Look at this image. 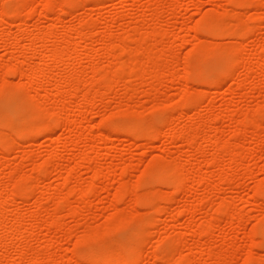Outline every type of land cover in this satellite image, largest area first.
Returning <instances> with one entry per match:
<instances>
[{"label": "rangeland", "instance_id": "374dc122", "mask_svg": "<svg viewBox=\"0 0 264 264\" xmlns=\"http://www.w3.org/2000/svg\"><path fill=\"white\" fill-rule=\"evenodd\" d=\"M234 1L0 0V264H264V0Z\"/></svg>", "mask_w": 264, "mask_h": 264}, {"label": "bare ground", "instance_id": "6f19581e", "mask_svg": "<svg viewBox=\"0 0 264 264\" xmlns=\"http://www.w3.org/2000/svg\"><path fill=\"white\" fill-rule=\"evenodd\" d=\"M57 1H58V0H57ZM68 1H69V3L72 1V2H71V4H72L74 0H68ZM231 1H234V0H231ZM238 1H239V0H236V3H237ZM51 2H53V1H51ZM51 2H50L49 4H52ZM60 2H61V1H60ZM60 2H59V3H60ZM78 2H79V0H78ZM234 2H235V1H234ZM6 3H7V2H6ZM31 3H32V2H31ZM31 3H30V4H31ZM56 3H57V2H56ZM13 4H14V3H13ZM19 4H20V3H19ZM49 4H48V5H49ZM53 4H54V3H53ZM61 4H62V3H61ZM46 5H47V4H46ZM10 6H11V5H10ZM10 6L7 5V11H8V12H9V10L12 11L11 9H12L13 7L11 8ZM15 6H16V4L14 5V7H15ZM50 6H52V5H50ZM17 7H18V6H17ZM53 7H55V6L53 5ZM14 9H15V8H14ZM16 9H17V8H16ZM18 11H19V10H18ZM12 13H13V12H12ZM225 13H227V12H225ZM219 14H220V13H219ZM17 15H18V14H17ZM221 15H222V14H221ZM228 16H229V14H228ZM18 17H19V16H18ZM20 17H21V16H20ZM20 17H19V18H20ZM208 17H209V15H208ZM219 17H221V16L219 15ZM20 19H21V21H22V18H20ZM23 20H24V19H23ZM221 20H222V19H221ZM227 20H228V18H227ZM21 21H19V23H21ZM214 22H215V21H214ZM221 23H225V22H221ZM210 24H211V23H210ZM210 24H209V25H210ZM213 24H214V23H213ZM228 24H229V23H228ZM19 25H20V24H19ZM245 25H246V24H245ZM227 26H229V25H227ZM211 27H212V26H211ZM219 27H220V26H219ZM219 27H218V29H219ZM229 28H230V30L233 29V28H231V26H230ZM229 28H225V31H226V29H227L226 32H229V31H228ZM252 28H253V27H252ZM252 28H251V29H252ZM23 29H24V28H23ZM82 29H83V28H82ZM214 29H215V28H214ZM214 29H213V31H214ZM238 29H239V30H238ZM36 30H37V29L35 28L34 31H36ZM80 30H81V28H80ZM155 30H156V29H155ZM211 30H212V28H211ZM234 30H235V28H234ZM244 30H246V29H244ZM22 31H23V30H22ZM24 31L27 32L28 30H25V29H24ZM34 31L32 30V32H34ZM37 31L40 32V30H37ZM37 31H36V32H37ZM52 31H53V30H52ZM151 31H152V30H151ZM206 31H207V30H206ZM216 31H217V30H216ZM225 31H224V33H225ZM238 31H240V28H237L234 32H232V31H231V32L233 33V35H238V36L243 35V32L241 33V32H238ZM5 32H6V31H5ZM19 32H21V31H19ZM29 32H31V31L29 30ZM36 32H35V33H36ZM39 32H38V33H39ZM41 32H42V31H41ZM50 32H51V31H50ZM84 32H85V30H84ZM23 33H25V32H23ZM48 33H49V32H48ZM145 33L148 34V32H145ZM152 33H153V32H152ZM152 33H151V34H152ZM155 33L157 34V32H155ZM208 33H209V31H208ZM214 33H215V31H214ZM4 34H5V33L2 32V34H0V35H3V36H4ZM9 34H12V33H9V32H8V35H7V33H6V34H5V37H6V35H7V37H8V36L10 37ZM39 34H40V33H39ZM42 34H44V33L42 32ZM51 34H53V32H52ZM85 34H86V33H85ZM221 34H223V32H222ZM29 35H30V34H29ZM33 35H34V33H33ZM80 35H81L80 37H83V36H82V35H83L82 33H81ZM145 35H146V34H145ZM149 35H150V34H149ZM153 35L155 36V34H153ZM153 35H152V36H153ZM35 36H36L37 38L40 37V36H38V34H35ZM35 36H34V37H35ZM66 36H67V35H66ZM152 36H151V37H152ZM44 37H45V36H44ZM148 37H149V36H148ZM148 37H147V38H148ZM32 39H33V38H32ZM38 39H40V38H38ZM33 40H35V39H33ZM121 40H122V39H121ZM121 40L119 41V43H117L118 45H120ZM31 41H32V40H31ZM31 41H30V42H31ZM36 41H37V40H36ZM36 41H34V42H32V43H29V45H30V50H31V49H32V50H35V49H36V48H35V42H36ZM37 42H38V41H37ZM122 43H123V42H121V44H122ZM125 43H126V42H125ZM237 43H238V42H237ZM126 44H128V43H126ZM126 44H125V45H126ZM203 46H204V45H203ZM203 46H202V47H201V46H198V47H201V48L203 49ZM235 46H236V45H235ZM58 47H59V48H58L57 50L54 51V55H55V57H56L57 59H60V60H61V59H63L64 57H67L66 55H69V54H68V51H69V50H68V49H69L68 47H66V46H62V45H61V47H60V46H58ZM123 47H124V46H123ZM206 47H207V46H206ZM209 47H210V46H209ZM209 47H208V48H209ZM227 47H228V46H227ZM232 47H234V45H233ZM236 47H237V46H236ZM28 48H29V46H28ZM67 48H68V49H67ZM141 48H142V47H141ZM224 48H225V47H224ZM239 48H240V47H239ZM125 49H126V48H125ZM127 49H128V48H127ZM205 49H206V48H205ZM209 49H210V48H209ZM236 49H237V48H236ZM52 50H53V49H52ZM130 50H131V49H129V51H130ZM203 50H204V49H203ZM218 50H219V49H217V52L219 53ZM225 50H226V49H225ZM239 50H241V49H239ZM71 51H72V50H71ZM123 51H125V50H123ZM127 51H128V50H127ZM35 52H36V51H35ZM69 52H70V51H69ZM131 52H132V50H131ZM200 52H201V51H200ZM263 52H264V51H263ZM237 53H238V52H237ZM70 54H71V53H70ZM125 54H126V53H125ZM128 54H129V52H128ZM208 55H209V54H208ZM212 55H213V54H212ZM235 55H236V54H235ZM263 55H264V53H263ZM205 56H206V55H205ZM223 56H224V55H223ZM69 57H71V56H69ZM212 57H213V56H212ZM219 57H221V56H219ZM225 57H226L227 59H232V58H233L232 54L229 53V52H228V54H226ZM213 58H214V57H213ZM238 58H239V57H238ZM238 58H236V59H238ZM136 59H137V58H136ZM136 59H134V61H135ZM28 60H29V59H28ZM28 60H27V61H28ZM199 60H200V59H199ZM233 60L235 61V59H233ZM238 60H239V59H238ZM31 61H32V59H30L28 62L30 63ZM56 61H57V60H56ZM58 61H59V60H58ZM61 61H62V60H61ZM224 61H225V59H224ZM229 61H230V60H229ZM124 62H126V61H124ZM136 62H137V61H136ZM195 62H196V61H195ZM205 62H206V61H205ZM29 63H28V64H29ZM127 63H128V62H127ZM201 63H202V61H201ZM207 63H209V62H206L205 64H204V62H203L202 64H204V65H202V67L204 66V67H203V68H205L204 70L208 72V70H206V69L208 68V67H207V66H208ZM212 63H213V62H212ZM212 63H211V64H212ZM21 64H22V63H21ZM24 64H25V61H23L22 66H17V67H16V72L21 73V75H24V77L26 76V77L33 78V79H34V80H33L34 82H41V81L43 82L44 79L49 78V76H50L49 73H50V70H51V69H48V68H45V67H44V68H41V67H40V68H36V67H34V66H31V65H29V67H27L28 64H27V65H24ZM30 64H31V63H30ZM122 64H123V63H122ZM213 64H214V63H213ZM32 65H33V62H32ZM206 65H207V66H206ZM215 65L217 66V63L214 64V66H215ZM24 66H26L27 68H25ZM124 66H125V64H124ZM193 66H194V65H193ZM214 66H213V67H214ZM216 66H215V67H216ZM218 66H219V65H218ZM38 67H39V66H38ZM125 67H126V66H125ZM200 67H201V66H200ZM206 67H207V68H206ZM118 68L120 69L121 67H118ZM122 68H123V67H122ZM122 68H121V69H122ZM126 68H127V67H126ZM131 68H133V69L135 70V69L138 68V67L136 66V68H134V67H131ZM192 68H193V67H192ZM216 68H217V67H216ZM98 69H99V67H98ZM121 69H120V70H121ZM138 69H139V68H138ZM201 69H202V68H201ZM230 69H231V68H230ZM13 70H15V69H13ZM116 70H117V69H116ZM120 70H119V71L117 70V71H118V74H119V72H121ZM131 70H132V69H130V71H131ZM192 70H193V72L195 71L194 69H192ZM225 70H226V69H225ZM228 70H229V69H228ZM107 71H108V70H107ZM117 71H116V72H117ZM137 71H138V70H137ZM200 71L203 72V69L200 70ZM51 72H52V71H51ZM97 72H98V71H97ZM198 72H199V70H198ZM209 72H210V71H209ZM121 73H123V72H121ZM121 73H120V74H121ZM51 74H52V73H51ZM103 74H104V73H103ZM118 74H115V75H117V77H118V76H119ZM130 74H131V72H130ZM132 74H133V73H132ZM191 74H192V72H191ZM194 74H195V73H194ZM205 74H206L205 76L207 77V74H209V73H205ZM135 75H138V74H135ZM100 76H101V75L99 74V77H100ZM195 76H196V75H195ZM201 76H202V75H201ZM208 76H209V75H208ZM71 77H72V76H71ZM102 77H104V76L102 75ZM206 77H205V78H206ZM115 78H116V77H115ZM119 78H120V77H119ZM74 79H75V78H74ZM102 79H103V78H102ZM68 80H69V79H68ZM70 80L73 81V79H71V78H70ZM76 80H77V79H76ZM76 80H75V81H76ZM80 80H81V79H80ZM99 80H100V79H99ZM116 80H117V79H116ZM195 80H196V79H195ZM224 80H225V79H224ZM72 81L70 82L69 86H72V87H73V83H74L75 81H73V83H72ZM7 82H8V81H7ZM58 82H59V81H58ZM94 82H95V81H94ZM94 82H93V83H94ZM99 82H100V81H99ZM215 82H216V81H215ZM219 82H220V81H219ZM59 83H60V82H59ZM68 83H69V82H68ZM71 83H72V85H71ZM97 83H98V82H97ZM109 83H110V82H109ZM113 83H115V82H113ZM113 83H112V84H113ZM105 84H106V83H105ZM107 84H108V83H107ZM110 84H111V83H110ZM221 84H222V83H221ZM56 85L59 87V84H56ZM8 86H9V84H8ZM22 86H23V85H22ZM57 86H56V87H57ZM75 86H76V85H75ZM77 86H78V85H77ZM77 86H76V87H77ZM91 86H92V85H91ZM94 86H95V84H94ZM111 86H112V85H111ZM58 87H57V88H58ZM72 87H71V88H72ZM1 88H2V86H1ZM1 88H0V90H2ZM78 88H79V86H78ZM92 88H93V86H92ZM58 89H59V88H58ZM93 90H94V88H93ZM27 91H28V89H27ZM27 91H26V92H27ZM89 92H90V91H89ZM74 94H75V93H74ZM94 94H95V93H94ZM90 96H91V95H90ZM88 98H89V97H88ZM35 108H36V107H35ZM61 108H63V107H61ZM64 108H65V107H64ZM11 112H12V111H11ZM55 113H57V112H55ZM59 114H60V113H59ZM13 115H14V114H13ZM30 115H31V114H30ZM54 115H55V114H54ZM60 115H61V114H60ZM37 117H38V116H37ZM70 118H71V117H70ZM70 118L67 117V116H64V115H63V117H62V119H61V123L63 124L64 127L67 126L68 124H70ZM59 119H60V118H59ZM81 119H82V118H81ZM156 120H157V119H156ZM158 120H160V119H158ZM52 121H53V119H52ZM72 121L74 122V120H72ZM75 121H76V120H75ZM253 121H254V120H253ZM253 121H252V123L254 124L255 121H254V122H253ZM41 122H42V121H41ZM41 122H40V125H41ZM43 122H44V121H43ZM45 122H46V121H45ZM80 122H81V121H80ZM250 122H251V121H250ZM1 123H2V122H1ZM36 123H37V122H36ZM53 123H54V122H53ZM54 124H55V123H54ZM37 126H38V125H37ZM116 126H117V125H116ZM199 126H200V124H199ZM199 126H198V127H199ZM46 127H47V126H46ZM133 127H134V126H133ZM52 129H53V128H52ZM54 129H55V128H54ZM204 129H205V128H204ZM48 130H49V129H48ZM200 130H202V129H200ZM200 130L198 129V131H194V133L191 134V137H192V138L189 137L187 140L189 141V140H191V139H194V138L199 137V135L202 134ZM1 131H2V130H0V132H1ZM204 131H205V130H204ZM105 132H106V131H105ZM146 133H149V132H146ZM203 133H204V132H203ZM205 133H207V132H205ZM101 134H103V133H101ZM207 134H208V133H207ZM205 135H206V134H205ZM205 135L203 134L202 137H205V138L207 137V138H208V136H205ZM103 136H104V135H103ZM5 137H6V136H5ZM202 137H201V138H202ZM209 137H210V136H209ZM10 138H11V137H10ZM109 138H110V137H108V139H109ZM199 138H200V137H199ZM199 138H198V139H199ZM201 138H200V139H201ZM202 139H203V138H202ZM13 140H14V139H13ZM204 140H207V139H204ZM193 142H194V141H193ZM191 144H192V143H191ZM228 145H229V144H228ZM226 146H227V145H226ZM229 146H230V145H229ZM224 147H225V146H224ZM229 148H230V147H229ZM231 148H232V147H231ZM222 149H223V147H222ZM215 156H216V155H215ZM218 157H219V156H218ZM211 159H212V158H211ZM213 159H214V158H213ZM214 160H216V158H215ZM218 160H219V159H218ZM51 161H52V160H51ZM51 161H50V162H51ZM53 162H54V161H53ZM46 163H47V162H46ZM54 163H55V162H54ZM155 163H156V162H155ZM157 163H158V165H159V162H157ZM157 163H156V164H157ZM179 163H180V162H179ZM216 163H217V162H216ZM48 164H49V163H48ZM51 164H52V163H50V166H51ZM156 164H155V165H156ZM166 164H167V163H166ZM175 164H176V163H175ZM44 165H45V164H44ZM168 165H169V163H168ZM172 165H173V164H172ZM179 165H180V164H179ZM153 166H154V164H153ZM159 166H160V167H159ZM159 166H158V171L155 170V173H156V172H161V173L163 174V176H165V178L169 180V183H170V181H171V183H170L169 185H171V184L173 183V185L175 186V189L177 188V190L180 188L181 184L183 183V180H184L185 175H187V177H188V174H190V172L193 171V169L191 168L192 171H190V170H191V169H190V170H187V171L185 170L186 173H185L184 171H182V172H183V173H182V172L180 171V170L182 169V167H181V169H180L178 165L171 166V167H170V166H167V165H162V166L159 165ZM180 166H181V165H180ZM39 167H40V166H39ZM41 168H42V167H41ZM45 168H46V167H45ZM154 169H156L155 166H154ZM42 170H43V168H42ZM152 170H153V169H152ZM46 171H47V170H46ZM96 171H97V174H96V175H98V176H95V177H99V176H101V173L99 172V170H96ZM149 172H150V171H149ZM151 172H152V171H151ZM194 172H195V171H194ZM37 174H38V171H37ZM41 174H42V173H41ZM148 174H150V173H148ZM168 174H170V175H168ZM151 175H152V173H151ZM191 175H193V174H191ZM191 175H190V176H191ZM147 176H148V175H147ZM158 176H159V175H158ZM163 176H162V177H163ZM155 177H156V176H155ZM160 177H161V175H160ZM204 177H205V176H204ZM151 178H152V176H151ZM188 178H189V177H188ZM205 178H206V177H205ZM205 178H204V179H205ZM28 179H29V178H28ZM161 179H162V178H161ZM201 179L203 180V176H202ZM201 179H200V180H201ZM185 180H186V179H185ZM164 182H165V181H164ZM22 183H23V182H22ZM24 183H25V182H24ZM165 183H166V182H165ZM165 183H164V184H165ZM162 184H163V183H162ZM26 185L28 186V184H26ZM144 185H145V184H144ZM148 185H149V184H148ZM183 185H184V183H183ZM24 187H25V185H24ZM124 187H125V186H124ZM261 187H264V185H262ZM95 188H96V187H95ZM181 188H182V186H181ZM124 189H125V188H124ZM175 189H174V190H175ZM262 189H263V188H262ZM90 190H91V189H90ZM126 190H127V189H126ZM91 191H92V190H91ZM121 193H122V192H121ZM121 193H120V194H121ZM120 196H121V195H120ZM120 196H119V198H120ZM122 196H123V195H122ZM143 198H144V196H143ZM8 199H9V198H8ZM62 199H63V198H62ZM64 199H65V198H64ZM121 199H122V197H121ZM144 199L147 200V197L144 198ZM140 200H141V199H140ZM152 201H153V200H152ZM62 202H63V201H62ZM64 202H65V201H64ZM66 202H67V201H66ZM66 202H65V203H66ZM145 202H146V201H145ZM148 202H149V204H150V201H148ZM154 202H155V201H154ZM59 203H61V202H59ZM143 203H144V201H143ZM63 204H64V203H63ZM147 204H148V203H147ZM6 205H7V202L5 201V199H3L2 201H0V224H1L0 226L3 225V219H5V218L7 217V216L4 217L5 214L2 213V209L4 210V208L6 207ZM61 205H62V203H61ZM224 205H225V204H224ZM226 205H227V204H226ZM226 205L224 206V207H225L224 210H221V211H224L225 214H229V211H230L231 208H230V205H227V206H226ZM60 207H62V206H60ZM229 208H230V209H229ZM59 209H60V208H59ZM56 211H58V210H56ZM3 212H4V211H3ZM230 212H231V211H230ZM220 213H221V212H220ZM2 214H4V215H2ZM229 215H230V214H229ZM8 218H9V217H8ZM8 218H6V219H8ZM11 220H12V219H11ZM15 220H17V219H15ZM15 220H14V221H15ZM53 220H54V219H53ZM53 220H52V221H53ZM59 220H60V219H59ZM59 220H58V221H59ZM214 220H215V219H214ZM6 221H7V220H6ZM6 221H5V222H6ZM58 221H57V222H54V221H53V223H54L56 226L59 224V227H60V225H61L60 223H61V222L58 223ZM12 222H13V221H12ZM16 222H17V221H15V224L17 225ZM146 222H147V221H146ZM210 222H211V220H210ZM18 223H20V222H18ZM53 223H52V225H53ZM144 223H145V222H144ZM15 224L12 223L13 226H10V228H12V227H14V229L16 228V229H17V230L15 229V232H16V231H18V230L20 229V226H19V225H18V226H14ZM20 225H21V224H20ZM52 225H50V226H52ZM209 226L211 227V225H209ZM212 226H213V225H212ZM263 226H264V225H263ZM3 227H4L5 230H7V229L5 228V226H3ZM6 227H7V226H6ZM54 227H55V226H54ZM1 228H2V227H1ZM1 228H0V229H1ZM10 228H9V229H10ZM2 229H3V228H2ZM12 229H13V228H12ZM12 229L7 230V232H8V231H11ZM203 229H204V228H203ZM205 229H207V228L205 227ZM205 229L202 230V231H205ZM210 229H211V228H210ZM21 231H22V230H21ZM209 231H210V230H206V233H209ZM2 232H3V231H2ZM12 232H14V231H12ZM12 232H10V233H12ZM210 232H211V231H210ZM10 233H9V235H10ZM0 234H1V233H0ZM7 235H8V234H7ZM205 236H206V235H205ZM5 240H6V239H5ZM170 240H171V239H170ZM170 240H169V241H170ZM1 241H2V240H1ZM169 241H168V242H169ZM174 241H175V240H174ZM178 241H179V240H178ZM4 242H5V241H4ZM165 242H166V241H165ZM168 242H167V243H168ZM179 242H180V241H179ZM179 242H177V243H179ZM180 243H181V242H180ZM6 244H8V243L5 242V244H4V243L2 244V242H1L0 246L2 245V247H4V248L6 247V248H7L8 246H7ZM169 244H170V243H169ZM258 244H259V243H258ZM165 245H166V243H165ZM178 245H179V244H178ZM181 245H182V244H181ZM168 247H169V246H168ZM172 248H173V246H172ZM24 250H25V249H24ZM21 251H22V250H21ZM26 251H27V250H26ZM26 251H23V252L21 253L20 256L23 255V256L25 257V256H26L25 254H27ZM29 251H30V250H29ZM173 251H174V250H173ZM19 252H20V251H19ZM160 252H161V251H160ZM39 254H40V253H39ZM41 254H42V253H41ZM43 254H45V253H43ZM127 255H128V254H127ZM166 255L171 256L170 254H166ZM166 255H165V257H166ZM23 256H22V257H23ZM35 256H36V255H35ZM40 256H41V255H39V257H40ZM218 256H219V255H218ZM22 257H21V258H22ZM100 257H101V256H100ZM115 257L117 258V256H115ZM122 257H123V256H122ZM36 258H37V257H36ZM48 258H49V257H48ZM163 258H164V257H163ZM23 259H24V258H23ZM38 259H39V258H38ZM38 259H37V262L40 261L39 263L41 264V261H42V262L44 261V260H42V259H45V258L42 257V258H40V260H38ZM50 259H51V257H50ZM114 259H115V258H114ZM168 259H169V258H168ZM250 259H251V258H250ZM45 260H46V259H45ZM51 261H52V260H51ZM119 261H120V260H119ZM125 261H127V260H125ZM186 261H188V260H186ZM186 261H184V262L186 263ZM47 262H48V261H47ZM54 262H55V261H54ZM178 262H179V261H178ZM180 262H181V261H180ZM180 262H179V263H180ZM184 262H183V263H184ZM35 263H36V262H35ZM185 263H184V264H185ZM189 263H190V262H189ZM180 264H181V263H180Z\"/></svg>", "mask_w": 264, "mask_h": 264}]
</instances>
